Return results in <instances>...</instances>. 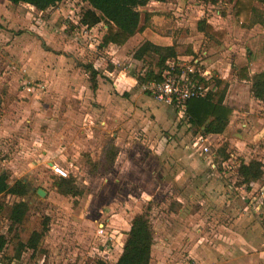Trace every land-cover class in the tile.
Listing matches in <instances>:
<instances>
[{
  "label": "rangeland",
  "instance_id": "374dc122",
  "mask_svg": "<svg viewBox=\"0 0 264 264\" xmlns=\"http://www.w3.org/2000/svg\"><path fill=\"white\" fill-rule=\"evenodd\" d=\"M216 1L169 2L157 31L177 33L180 54L192 47L194 60L212 61L196 64L200 70L220 72L232 64L230 72L236 77L248 51L254 55L250 67L264 68V23L244 27L233 19V0ZM86 8L81 0H63L42 13L28 4L0 0V172L9 174L11 185L23 180L28 189L23 198L0 197V237L5 241L0 264H114L132 219L141 213L153 230L150 264H264V174L248 184L238 174L241 162L264 165V105L242 83L228 88L226 103L235 112L231 127L219 136L197 132L187 126L184 114L138 98L131 114L107 112L102 127L100 114L94 115L97 103L66 98L55 73L60 74L66 47L67 53L77 55L74 65L82 64L78 50L90 39L75 21ZM199 19L226 32L221 45L197 33ZM180 61V66L195 65L193 60ZM129 62L123 59L115 73L130 67L129 73L139 78L142 65ZM25 77L47 87L22 93ZM139 95L149 98L141 88L134 94ZM155 109L166 114L163 121L157 112L152 114ZM99 127L103 133L108 127L110 133L92 143ZM123 130L120 152L107 171L104 152ZM199 136L209 148L207 154L196 141ZM49 161L68 172L80 195L56 192L58 177ZM38 189L47 194L39 197ZM20 200L29 205L27 217L10 230L9 209ZM45 218L47 230L38 247L24 248L17 256L20 243L41 231ZM101 224L106 235L99 237Z\"/></svg>",
  "mask_w": 264,
  "mask_h": 264
},
{
  "label": "trees",
  "instance_id": "16d2710c",
  "mask_svg": "<svg viewBox=\"0 0 264 264\" xmlns=\"http://www.w3.org/2000/svg\"><path fill=\"white\" fill-rule=\"evenodd\" d=\"M12 4H28L40 12H47L55 8L63 0H6ZM87 5L83 11L79 23L86 27H93L99 23L106 26L101 39V46L115 44L124 45L135 34L142 32L150 26L151 13L139 11V7L145 6L150 1L165 2L167 0H81ZM215 3L216 0H209ZM259 4V5H255ZM233 16L240 25L251 28L264 23V0H236L233 8ZM198 30L210 38L219 41L223 34L215 31L204 20L198 22ZM251 56V55H250ZM137 60H144L148 57L147 68L139 76V83L149 85L152 82H162L170 75H179L182 68L175 64L177 57L174 47L161 48L150 42H144L134 53ZM173 61V63H169ZM251 59L239 67L236 76L238 80L249 81L251 84L252 96L264 104V71L249 75ZM89 72V81L93 89L97 85V71L91 64L85 65ZM196 77V76H195ZM199 83L208 85L209 82L203 78H197ZM216 86L222 88L216 91H209L200 99L186 101L184 115L190 127L204 135L222 134L230 120L232 109L224 103L228 84L216 79ZM117 150L111 146L104 152L106 170H109L115 159ZM238 174L242 177L243 183H250L259 180L264 174V165L259 161L241 162ZM53 186L63 196L77 197L81 191L76 187L72 177H59ZM27 194V185L22 180H16L12 185L9 183V174L0 172V197L11 195L23 198ZM4 209L0 202V214ZM29 205L26 201L14 202L9 209V228L20 226L26 220ZM43 223L41 231H33L25 243H20L17 256L24 248L35 250L41 242L47 230V221ZM154 243L153 230L150 221L145 213L137 214L131 221L130 228L126 232L122 252L114 264H150L151 251ZM5 244L4 238L0 237V249ZM94 264H104L96 261Z\"/></svg>",
  "mask_w": 264,
  "mask_h": 264
},
{
  "label": "crops",
  "instance_id": "0c3cea01",
  "mask_svg": "<svg viewBox=\"0 0 264 264\" xmlns=\"http://www.w3.org/2000/svg\"><path fill=\"white\" fill-rule=\"evenodd\" d=\"M4 1L7 2L6 0H4ZM171 1H173V0H167L165 2L150 1L145 6L139 7V11L148 12V13L152 14V16L150 18V26L145 28L142 32L135 34L133 37H131L122 46H117V45L112 44V43L107 44L105 46H101V39H102V36L104 35L105 30H106V26L104 24L99 23L93 27H90V28L86 27L85 28V26L80 25L79 20L75 21V23L79 24L82 27V31L85 33L84 37L86 38V36H88V38L90 39L89 41H87L88 43H86L84 45L85 47L83 46L82 48H80L78 50L79 52H81L79 56L83 57L82 61H80L78 59L80 62H82V64H80L79 66L74 65L73 59H75L76 58L75 56H77V55L73 56V53H67L68 49L66 47L63 49L64 53L62 54V57L64 58V61H62L63 64L60 67V74H59V71H55V73L58 76H60L62 79L61 85L63 88V93L65 94L66 98H68L70 100L84 99L85 101L92 99L93 101H95L97 103L98 113L95 112L94 115L100 114L99 118H101L100 120H102V121H100L99 123L102 127H103V125H106L105 119H107L106 118L107 112H110V114L112 116H115L117 113L123 114V115H126L128 113L131 114L133 112L132 110H134V98H138V101H141V103L145 102L148 104V103H151L153 101L155 104L162 105V104L157 103L147 90L143 89V86H146V85L140 84L139 78L136 77V75L134 73L133 74L129 73L128 70H131V69L127 70V68H130V67L125 68V70H121V69L119 70L118 69L119 70L118 74L115 73L117 66L121 65V61L123 59L130 60L129 66L133 65L135 67L138 64L142 65L141 73L146 70L147 65H148V60H150V59L148 57H145L144 60H137L133 57L135 51L144 42H146V41L150 42L151 44H153L157 47H161V48L174 47L175 53L177 55V57L174 61H175V64L177 66L181 65L179 63V62H181L180 60L197 61V63H199L200 66H202V65L206 66V64H207L206 62H209V60H204V61L199 60V59L194 60V58L192 56V47H188V49H189L188 53H186L184 55H182V53L180 54L178 52V49H177L178 44H180V41L178 40L180 38H178L177 33L166 32V33L162 34V33L157 31L158 27H160V25L164 24V22L166 20L165 19V13H164L166 9L164 6H167L169 4V2H171ZM235 2H236V0H233L231 3L233 8H234ZM208 3L216 4L217 1L215 3H211L209 1ZM255 5L257 6L259 4L255 3ZM153 6H156V7H153ZM233 8H232V13H233ZM233 19H234V16H233ZM200 20H204L208 25L213 27V29L215 31H219L220 33H222L223 38L221 40L217 41V40H215V38H210V37L206 36L204 33L200 32L198 30V22ZM195 30H197V33H199L202 38H205L207 41H209L210 44L213 43L215 45H221L222 41L226 37L225 31H223L219 28L217 29L212 21H209L206 19H199L196 22ZM81 42H83V41H81ZM194 48H195V45L193 47V51H195ZM102 54H104V55H102ZM84 57L88 60V64H91L93 66V68L98 73L97 85H96L95 89H93L91 87V83L89 81V72L86 71V69H85V64L87 61H85ZM249 58L251 59V62H253L254 55L248 51L247 52V58L245 59V63L247 62V60ZM211 62H209V63H211ZM251 62H250V66L252 65ZM169 63H173V61H170ZM245 63H242V65ZM256 66H258V68L255 66H252L249 68V75L250 76H252L256 72H259L261 70L264 71V68L260 67L261 65H256ZM231 67H235V66L231 64L228 69L222 67V70L220 72L218 70L210 69V67H209V69H205V70H203V68H201L202 71L207 73L206 77L203 79L205 81H208L209 85L214 84L213 85L214 88L211 91H216V90L218 91L222 88V86L221 87L216 86V79H219L222 82L227 83L229 89L231 87H233L235 89L237 86H244L242 83H245V84H247V85H245V87L249 88V93H250L251 97L254 100H256L257 102L263 104L261 101L255 99L252 96L251 91H250V88H251L250 82L245 81V80H242V81L238 80L237 76L236 77L233 76L232 72H230ZM237 71H238V69H237ZM229 72H230V74H229ZM111 76H112V78H111ZM107 78H108V80H107ZM25 79H27V77H25ZM25 79H23V80H25ZM29 80H31V79H29ZM31 81H34V80H31ZM34 82L44 86V88L40 91H43L45 89V87H47L46 83H41L39 81L38 82L34 81ZM138 88H141L146 93V95L148 94L149 98L145 100L140 95H139L140 97H135L134 94L137 93ZM228 88H227L226 95L224 98V103L232 109V114H233L235 112L234 108L231 105L226 103ZM20 89L22 90V93H26L22 89V83H21ZM27 95H28V93H27ZM104 105H105V107H102ZM147 106H149V105H147ZM162 107L163 108H169L165 105H162ZM170 109H171V111H175L172 108H170ZM94 111H96V110H94ZM156 112L158 114L157 119L161 118L163 121L164 120L163 115H166V114L159 113L158 110H156V109L154 110V113H152V114H155ZM160 112H162V110H160ZM144 114H146V113H144ZM232 114H231L230 118L232 117ZM87 115H90V114H86V116ZM89 123L91 124L92 121L90 120ZM187 126L190 128L189 123H187ZM102 127H99V129H98L99 131H97V134L95 135V137H93L94 135L92 136V141H91L92 143L95 142L96 138H100V135H104V137H106L105 134L110 133V129H108V127H106L107 129L105 130L104 133L101 132ZM230 127H231V122L229 120V123H228L225 131H228V129ZM92 134H93V131H92L91 135ZM222 134H209V136H219ZM114 135L116 137L115 142L119 138L118 141L116 143H114V142L112 143L111 140H109V141L112 143L111 146H115L117 153H119L120 150L118 149L119 146L117 143L120 141V139L122 141V138L125 136V131L123 130L122 134L118 131V133L116 132ZM87 136L89 137V134H87ZM176 147L178 149V152L181 151L180 149H182V147H180V146H176ZM116 156H115V159L113 160V162L111 163V167L109 168V170L112 168V165L116 160ZM48 164L50 165V167L53 165H57L56 163H54L52 161H49ZM191 164H193V166L195 165L194 162L193 163L190 162L189 166ZM57 166H59V165H57ZM54 175L57 176L58 178L60 177L56 174H54ZM252 182H255V181H252ZM56 192H57V190H56ZM45 193L47 194V192H45ZM61 196H63V195H61ZM64 197H66V196H64Z\"/></svg>",
  "mask_w": 264,
  "mask_h": 264
},
{
  "label": "built area",
  "instance_id": "2783aa9c",
  "mask_svg": "<svg viewBox=\"0 0 264 264\" xmlns=\"http://www.w3.org/2000/svg\"><path fill=\"white\" fill-rule=\"evenodd\" d=\"M193 62L195 64L194 66H179L182 68L179 75H170L162 82H152L149 85L143 86V89L147 90L157 103L184 114L186 101L203 98L214 88V84L204 85L198 82L197 78H205L207 73L196 67V64L200 66L197 61ZM43 88V85L29 79L22 81V89L26 93H34L35 90L39 91ZM196 141L198 144H201V151L207 154L209 148L204 144V138L199 136ZM51 170L60 177H68V172L60 166L53 165L51 166ZM97 235L99 237L106 235L105 226L103 224L98 226Z\"/></svg>",
  "mask_w": 264,
  "mask_h": 264
},
{
  "label": "water",
  "instance_id": "95a60500",
  "mask_svg": "<svg viewBox=\"0 0 264 264\" xmlns=\"http://www.w3.org/2000/svg\"><path fill=\"white\" fill-rule=\"evenodd\" d=\"M36 193H37V195L39 196V197H44L45 196V191L44 190H42V189H38L37 191H36Z\"/></svg>",
  "mask_w": 264,
  "mask_h": 264
}]
</instances>
